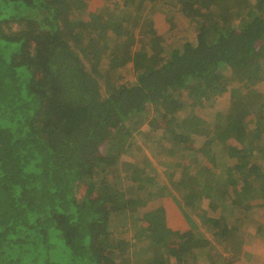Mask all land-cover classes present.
<instances>
[{"label": "trees", "instance_id": "16d2710c", "mask_svg": "<svg viewBox=\"0 0 264 264\" xmlns=\"http://www.w3.org/2000/svg\"><path fill=\"white\" fill-rule=\"evenodd\" d=\"M91 1L0 0V264H216L264 208V0H111L114 21ZM177 16L195 38L169 48ZM233 99L253 113L233 120ZM221 102L214 128L196 108ZM151 112L153 156L211 236L144 211L160 174L122 155Z\"/></svg>", "mask_w": 264, "mask_h": 264}, {"label": "rangeland", "instance_id": "374dc122", "mask_svg": "<svg viewBox=\"0 0 264 264\" xmlns=\"http://www.w3.org/2000/svg\"><path fill=\"white\" fill-rule=\"evenodd\" d=\"M151 0H147V3L150 4ZM91 8L95 11L98 10L101 14H103L104 20H111L114 21V17L111 15L110 12L106 13L105 11L108 8H112L114 6V3L111 0H92L90 3ZM177 24H178V29L177 32L174 36L173 39L170 41L169 48L176 44H180V40H193L195 38V31H194V26L193 24L188 21L186 18H182L180 16H177L176 18ZM111 56V55H110ZM109 56V57H110ZM113 64L111 65V68H109L106 71L105 77L103 79V85L104 87L108 88L109 85H106V83H110V87L112 84H115V74L113 71ZM125 67H121V70L125 72ZM223 72H225L228 75H231L232 73H235L231 68L227 67L222 68ZM127 78L129 77L127 73H125ZM237 84V83H236ZM115 85L112 86V88ZM229 104H222L219 103V105L213 107V108H201L197 107L196 111L198 112L199 115H201L203 118L208 120L210 123L213 124L214 128H217V121H216V112L217 110H220L222 108H226ZM229 109L232 114L233 120H242L245 117L249 116L250 114L253 113L254 108L250 106L249 102L247 99H233L231 102V105L229 106ZM154 115H152V112L150 114V118L147 122H145L142 126H140L138 129H136L133 132V137L131 138L128 143H131V150L127 153H124L122 155V162L124 165L135 162V157L132 155V152L138 153L142 150L144 151L150 159L153 160L155 167L157 168L159 175V179L156 180V183L153 188L165 187V192L163 195H158L154 196L149 202L148 205L145 208V212H154L159 209L160 207L164 206V210L160 213H166L167 217H162L161 219H157L155 222L159 223L163 219L170 218L169 215V209L171 207L176 210L178 213L179 217L181 218L182 222L184 223L185 226L196 228L200 227L201 230L206 232L209 236H211L209 228L207 225L204 223L201 224L200 220L196 217V215L193 213L191 209H189L186 206L185 201L180 197V191L177 190V182L175 180V177H178L177 175L171 174L168 176L167 173V164L168 160H162L160 158H157L159 156H163L166 159H169L167 154H161L160 151H163L164 148L160 146V142L158 143L155 139L158 138L159 134L161 133L160 130H157V128H153V118ZM155 121V120H154ZM200 144V143H198ZM192 147H195V149H203L205 148H200L198 145L195 143H191ZM165 147V146H164ZM156 150V156H153L152 150ZM103 152L107 153L108 149L107 146L103 147ZM172 151H169L171 153ZM167 153V152H165ZM253 161L256 159V157H252ZM163 161V162H162ZM167 161V162H166ZM171 163V162H170ZM225 173V168L220 169L217 171V177L221 178ZM127 176H124L121 178L118 183L121 187H125L127 183ZM170 204V205H169ZM171 213L173 215L175 214L172 208L170 209ZM115 223L121 226H127L128 228L132 227V222L134 217L129 212H124V213H116L115 214ZM177 219L176 222H178V218L173 216ZM253 217L257 221V230H260L264 227V208L263 209H257L254 212ZM175 222V221H174ZM253 227V226H252ZM252 232L248 226L244 225L243 226V233L239 234L238 238L232 242L230 246V250L220 252L221 255L219 257L218 263L216 264H226L227 262L229 264H241L240 260L243 261L245 264H264V241L261 242L259 239L261 238L260 232L258 231ZM133 233V231H131ZM183 234V232H181ZM182 238V236H181ZM181 238H176L170 242V249L171 253L173 254V258H177V253L180 251L181 246H182V240ZM189 264H194V257L191 258Z\"/></svg>", "mask_w": 264, "mask_h": 264}, {"label": "crops", "instance_id": "0c3cea01", "mask_svg": "<svg viewBox=\"0 0 264 264\" xmlns=\"http://www.w3.org/2000/svg\"><path fill=\"white\" fill-rule=\"evenodd\" d=\"M95 12H96V13H100L98 10H95ZM169 205H170V204H169ZM171 208H172V210H173V211H174V213L176 214V217H177V218H178V220H179V218H180V217H179L178 213L176 212V210H174V208H173V207H171ZM171 208H170V209H171ZM170 209H169V210H170ZM169 210H168V211H169ZM180 220H181V218H180ZM181 221H182V220H181ZM181 221H180V223L182 224V222H181Z\"/></svg>", "mask_w": 264, "mask_h": 264}]
</instances>
